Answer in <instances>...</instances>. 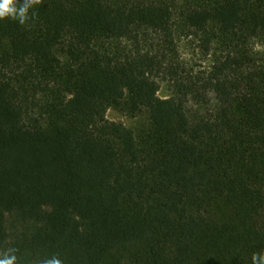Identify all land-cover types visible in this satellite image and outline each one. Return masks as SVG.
Here are the masks:
<instances>
[{"label":"trees","instance_id":"16d2710c","mask_svg":"<svg viewBox=\"0 0 264 264\" xmlns=\"http://www.w3.org/2000/svg\"><path fill=\"white\" fill-rule=\"evenodd\" d=\"M37 10L31 27L0 21V251L18 249L19 264H252L264 251V0ZM182 38L210 62L196 77L175 64ZM159 78L176 95L161 98ZM110 110L147 112L148 127L137 135Z\"/></svg>","mask_w":264,"mask_h":264},{"label":"rangeland","instance_id":"374dc122","mask_svg":"<svg viewBox=\"0 0 264 264\" xmlns=\"http://www.w3.org/2000/svg\"><path fill=\"white\" fill-rule=\"evenodd\" d=\"M149 38L144 40L146 41L142 45L144 49H150L154 42L157 44L156 41L151 39L152 37ZM154 39L157 40L156 37H154ZM174 61L175 64L180 67L181 76L185 78L198 76V74L202 73L204 68L208 67L210 64L208 60L200 55L197 43L187 38H182L177 41ZM158 81L160 84L159 96L161 98H167L174 94L176 95L177 89L172 81L166 78H159ZM188 109L191 113H196L199 110V107L194 104L193 99H190ZM107 118L110 121L124 124L126 127L133 130L137 135L141 134V132L144 131L149 124L147 112H144L138 118L133 119L115 110H110L107 114Z\"/></svg>","mask_w":264,"mask_h":264},{"label":"clouds","instance_id":"9594fccd","mask_svg":"<svg viewBox=\"0 0 264 264\" xmlns=\"http://www.w3.org/2000/svg\"><path fill=\"white\" fill-rule=\"evenodd\" d=\"M42 0H0V21H13L21 26L31 27L38 18V6ZM18 249L9 247L0 251V264H19ZM34 264H63L58 255L45 257ZM252 264H264V251L252 256Z\"/></svg>","mask_w":264,"mask_h":264}]
</instances>
